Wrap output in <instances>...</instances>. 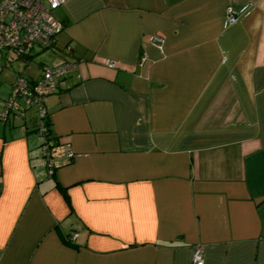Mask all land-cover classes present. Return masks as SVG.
Listing matches in <instances>:
<instances>
[{"label":"crops","instance_id":"crops-1","mask_svg":"<svg viewBox=\"0 0 264 264\" xmlns=\"http://www.w3.org/2000/svg\"><path fill=\"white\" fill-rule=\"evenodd\" d=\"M56 14L55 51L29 75L76 63L42 97L56 168L34 113L3 117L0 94V264H192L197 243L203 264H264V0Z\"/></svg>","mask_w":264,"mask_h":264},{"label":"built area","instance_id":"built-area-1","mask_svg":"<svg viewBox=\"0 0 264 264\" xmlns=\"http://www.w3.org/2000/svg\"><path fill=\"white\" fill-rule=\"evenodd\" d=\"M65 0H0V69L4 61L12 57L31 56L32 48L40 49L52 46L56 34L63 28V23L56 14V9ZM237 10L228 7L227 20L234 22ZM150 38L162 48L164 38L153 34ZM70 51V46L66 47ZM141 59H144L142 56ZM109 66H115L114 60H108ZM76 67L74 61H62L58 64L44 65L41 76L34 80L23 75H16L2 111V116L22 114L24 108L36 104L39 111L37 131L43 135L41 150L50 160L49 146L51 140L46 139L44 118L47 114L42 105V97L57 89V79L70 73ZM71 156L72 150L68 148ZM51 162L48 167L51 168ZM51 169H49V172ZM77 235L72 231L71 238ZM192 264H203L204 253L201 244L197 243L192 250Z\"/></svg>","mask_w":264,"mask_h":264},{"label":"rangeland","instance_id":"rangeland-1","mask_svg":"<svg viewBox=\"0 0 264 264\" xmlns=\"http://www.w3.org/2000/svg\"><path fill=\"white\" fill-rule=\"evenodd\" d=\"M54 51L55 50L51 46L44 47L41 50L39 46H35L32 48V51H31L32 56L29 61H26L25 59L20 57V58H14L11 62L8 61L6 65H4L5 64L4 63L0 69V94L4 95L2 97L4 98L7 97L6 93H7L8 88H9L8 91L11 90V86L9 85V83L11 80L12 81L14 80L16 75H23L25 77H29V75H34V76L37 75L40 70V64H41L40 60L46 59ZM24 111H27V114L34 113V115L36 116L37 123H38L39 111H38V106L36 104L26 107ZM12 116L13 114H10L9 118H11L14 123L20 122V119L17 118L18 116H20V114L13 116V117ZM42 139H43V136H42Z\"/></svg>","mask_w":264,"mask_h":264},{"label":"trees","instance_id":"trees-1","mask_svg":"<svg viewBox=\"0 0 264 264\" xmlns=\"http://www.w3.org/2000/svg\"><path fill=\"white\" fill-rule=\"evenodd\" d=\"M32 56V55H31ZM31 56H27V57H22V58H24V59H30L31 58ZM14 58H20V57H12V58H8V60H6L5 61V64L4 65H6L7 63H8V61H12ZM9 62V63H10ZM30 78V77H29ZM25 109V108H24ZM44 124H45V126H46V132H45V137H46V139H48V140H51V144H50V146H49V154H50V160L48 161L47 160V157H46V155L45 154H43L42 153V151H41V154H42V156L45 158V160H46V163H47V167H48V165H49V163L51 162V167L54 169V168H56V166H54L53 165V163H52V161H51V154H52V148H53V146H54V139H53V135L51 134V129H50V120H49V118H48V116H47V114H46V116H45V118H44ZM36 130H37V125H36ZM42 135V134H41ZM43 136V135H42ZM43 140V139H42ZM41 145H42V142H41V144H40V147H41ZM52 173V172H51ZM57 185L60 187V189L63 191V194H64V196H65V199L69 202V195H68V193L66 192V187H64V186H61L60 184H59V182L57 181Z\"/></svg>","mask_w":264,"mask_h":264}]
</instances>
